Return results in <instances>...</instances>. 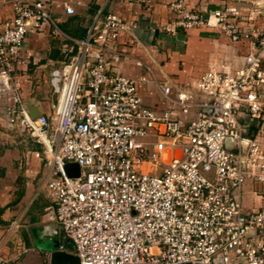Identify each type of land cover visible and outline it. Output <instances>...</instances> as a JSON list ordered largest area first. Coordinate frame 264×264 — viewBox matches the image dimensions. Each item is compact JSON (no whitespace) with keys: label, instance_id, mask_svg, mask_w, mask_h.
Listing matches in <instances>:
<instances>
[{"label":"built area","instance_id":"built-area-1","mask_svg":"<svg viewBox=\"0 0 264 264\" xmlns=\"http://www.w3.org/2000/svg\"><path fill=\"white\" fill-rule=\"evenodd\" d=\"M11 5V18L0 21L6 122L28 131L53 164L46 215L79 264H264V148L248 136L261 111L264 27L244 31L232 14L216 10L202 19L173 2L181 17L167 30L205 27L253 40L241 68L210 66L191 87L163 85L168 106L157 111L143 102L137 81L109 68V45L123 22L108 13L91 25L76 55L51 71L59 97L53 116L32 117L14 71L27 34L50 13L43 0ZM65 12L75 14L72 6ZM169 149L177 153L167 157ZM149 166L161 170L146 173ZM244 186L256 206L242 205Z\"/></svg>","mask_w":264,"mask_h":264},{"label":"crops","instance_id":"crops-1","mask_svg":"<svg viewBox=\"0 0 264 264\" xmlns=\"http://www.w3.org/2000/svg\"><path fill=\"white\" fill-rule=\"evenodd\" d=\"M43 1L50 19L27 34L23 57L14 71L22 104L29 114L35 116L45 114L52 117L59 98L53 91L50 77L53 69L65 64L66 50H51V39L61 34L72 40L79 50L80 42L91 25L101 24L108 13H114L122 20L123 30L109 45L115 53L107 54V64L109 68L137 81L143 102L157 111H163L168 106L162 94L163 85L168 84L175 91L191 87L198 75L210 66L221 70H236L243 66L241 51L233 47L236 42L223 33L205 27L167 30L170 22L181 17L172 8V3L177 0ZM178 1L185 9L197 12L202 19L216 10L238 17V13L247 14L255 2ZM66 6H72L75 14L68 15ZM11 16V0H0V21ZM218 45L221 47L218 48ZM245 45L246 53L251 46L247 42ZM78 50L71 51L69 60ZM149 70L159 78L152 79ZM6 106L7 101L1 98L0 264H51L53 251L74 254L72 244L57 222L46 215L47 207L52 204L47 183L53 176L54 166L42 144L20 124L7 125ZM240 115L241 122L246 124L247 110L243 108ZM176 153L177 150L169 149L167 157ZM257 204L258 198L255 206ZM50 245L57 247L51 250Z\"/></svg>","mask_w":264,"mask_h":264},{"label":"rangeland","instance_id":"rangeland-1","mask_svg":"<svg viewBox=\"0 0 264 264\" xmlns=\"http://www.w3.org/2000/svg\"><path fill=\"white\" fill-rule=\"evenodd\" d=\"M77 14V13H76ZM238 13V17H236V22L239 23L240 28L244 31H249L251 28H255L258 31H260L264 27V0H255L254 5L250 6L247 14H240ZM80 16V14H79ZM82 16V15H81ZM252 22H251V21ZM225 34V33H224ZM227 37H229L227 34H225ZM231 40H233L230 37ZM252 38H248L247 40L244 39H236L233 40L236 42V44H233L234 48L236 50L241 51V56H244L245 54V49L244 47L246 46L245 43H250V46L252 45ZM226 45L229 46V43L227 42ZM51 50H66L64 53V63L69 62V54H71V51L73 50H78V47L75 46L72 42V40L67 39V37L59 34L56 37H53L51 39ZM220 48L221 46H217ZM229 47H227L228 49ZM242 48V49H241ZM210 48L208 47L207 50ZM76 53V52H75ZM76 55V54H75ZM71 59V58H70ZM168 59V57H167ZM260 102H261V111L260 115L257 117L255 121H253L250 124L249 130H248V136L253 137L257 136L260 139V142L264 148V87L260 90ZM136 139H141V138H136ZM161 170L160 166L154 167V166H149L146 168V173H158ZM250 189L245 187L243 188L244 194L242 197V205L244 206L245 209L254 207L255 203L257 202V196L250 193Z\"/></svg>","mask_w":264,"mask_h":264},{"label":"water","instance_id":"water-1","mask_svg":"<svg viewBox=\"0 0 264 264\" xmlns=\"http://www.w3.org/2000/svg\"><path fill=\"white\" fill-rule=\"evenodd\" d=\"M32 117L35 115L30 114ZM57 246L50 245L51 250H55ZM51 264H79V260L75 254L67 255L60 251H53L51 253Z\"/></svg>","mask_w":264,"mask_h":264}]
</instances>
